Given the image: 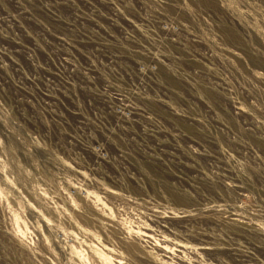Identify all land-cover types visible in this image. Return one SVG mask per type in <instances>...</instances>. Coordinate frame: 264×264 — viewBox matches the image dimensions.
I'll return each instance as SVG.
<instances>
[{"label": "rangeland", "instance_id": "374dc122", "mask_svg": "<svg viewBox=\"0 0 264 264\" xmlns=\"http://www.w3.org/2000/svg\"><path fill=\"white\" fill-rule=\"evenodd\" d=\"M16 1L11 45L58 38L119 100L93 141L0 115V264H264V0Z\"/></svg>", "mask_w": 264, "mask_h": 264}, {"label": "built area", "instance_id": "2783aa9c", "mask_svg": "<svg viewBox=\"0 0 264 264\" xmlns=\"http://www.w3.org/2000/svg\"><path fill=\"white\" fill-rule=\"evenodd\" d=\"M12 3L16 4L17 1L12 0ZM16 14H20L26 21L32 19L20 10H17ZM16 14L9 13L5 4L0 3V95L12 106V112L0 108L3 128L7 131V122L13 121V116L18 115L23 120L22 125L26 130L35 132L50 130L53 133L51 136L57 137L63 134L58 120L66 117L70 119V123H66L72 130H76L79 123H88L95 133L86 131V136L93 141L96 133L98 135L101 133L98 129L99 124L87 122L89 119L84 115L90 112L97 122L100 115L97 110H93L90 101H98L108 109L109 99L115 102L119 100L115 97L113 89L107 85L105 74L84 60L80 62L65 58L69 53L57 47L58 38L54 39L55 44H46L49 47L48 54L41 45L36 47L35 43L32 44L33 50L35 49L38 56L43 59L40 61L33 59L24 45H11L13 43L6 40L5 34L9 24L14 23ZM36 25L43 30L41 25L38 23ZM59 44L64 45V48L73 46L62 40ZM110 90L113 95L109 94ZM164 107L168 109L165 105ZM170 114L178 115L174 111ZM52 125L54 126L49 128ZM20 131L27 137L24 129L20 128Z\"/></svg>", "mask_w": 264, "mask_h": 264}]
</instances>
